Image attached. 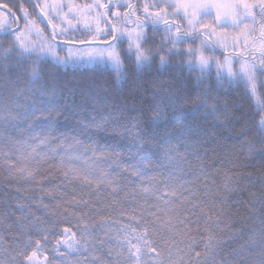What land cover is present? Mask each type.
Masks as SVG:
<instances>
[{"label":"snow or ice","instance_id":"snow-or-ice-1","mask_svg":"<svg viewBox=\"0 0 264 264\" xmlns=\"http://www.w3.org/2000/svg\"><path fill=\"white\" fill-rule=\"evenodd\" d=\"M16 8L0 0V264H264V0ZM189 103L208 127H158Z\"/></svg>","mask_w":264,"mask_h":264},{"label":"trees","instance_id":"trees-1","mask_svg":"<svg viewBox=\"0 0 264 264\" xmlns=\"http://www.w3.org/2000/svg\"><path fill=\"white\" fill-rule=\"evenodd\" d=\"M2 2L5 3H14L17 5V8L14 10L18 11L19 3L21 0H2ZM77 3H84V2H90V0H76ZM31 11V9H29ZM49 67V66H46ZM59 74L61 75L62 79L65 81H78L80 79H87L88 77H91L94 74L93 70L91 68L89 69H73L72 67H69L67 69L61 68L59 69ZM174 74V73H173ZM153 75L155 73L153 72ZM169 73L165 72L164 75L161 77L162 79H167ZM151 77H146V79H150ZM103 79L109 81L110 83H115L114 80V74L110 72H104L103 73ZM126 87V86H125ZM220 95L223 99H226L229 104H235L236 105V115L240 116L242 113H247L251 111V108L249 106V102L247 100L241 99V93L237 90H221ZM151 97L149 96V99ZM76 100L79 101V97H76ZM72 98L67 97L66 102L71 103ZM62 123H68L67 121H62ZM212 123V118L208 117L205 118V112L204 109H196L194 106L189 103L187 105H184L182 110L173 112L172 110H168L167 112V118L166 120H162L158 122V127L160 129H163L164 127H167L169 130H172L173 126H179L181 124H192L195 126L196 124H199L204 127H208ZM241 132V124L237 123L235 125L234 129H229L223 132L224 135L228 136L231 135L233 139H235L239 133ZM241 140L244 139V137H240ZM47 202V201H46ZM33 212H35L36 216L45 218L47 216V213L43 208H37L33 206ZM64 225H62L63 227ZM33 239H39V235L35 232L32 234ZM4 244L11 243V235L4 234Z\"/></svg>","mask_w":264,"mask_h":264}]
</instances>
